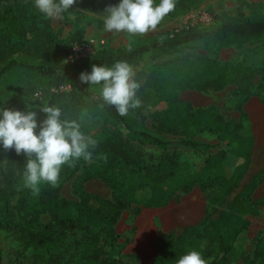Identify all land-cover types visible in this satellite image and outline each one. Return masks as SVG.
Masks as SVG:
<instances>
[{"label": "trees", "instance_id": "trees-1", "mask_svg": "<svg viewBox=\"0 0 264 264\" xmlns=\"http://www.w3.org/2000/svg\"><path fill=\"white\" fill-rule=\"evenodd\" d=\"M120 0H92L95 7L116 6ZM160 0H155L159 4ZM195 0H177V14L189 9ZM250 13L227 12L213 15L217 24L204 28L190 24L170 35L156 33L134 37L131 44L117 49L102 48L78 62H65L70 44L76 40L80 29L66 41L51 38V19L36 16L28 7L17 12L7 4H0V109L37 113L38 124L46 118L42 105L57 106L62 110L61 119L75 120L81 131L97 142L92 152V166L84 171L75 183L78 201H67L56 193L61 182L73 176L85 162L83 158L75 166L63 165L58 186L39 185V195L20 183L25 168L19 169L10 187L7 200L0 212V224L19 227L35 240L33 260L53 262L61 254L65 240L71 238L72 250L59 264H141L138 256L119 253L107 258L104 243H112L116 236L114 225L121 208L142 202L147 207L166 206L179 190H187L192 184L201 191L216 190L207 197V207L226 201V206L215 217L205 216L198 223L186 227L176 236L164 234L150 264H176V260L190 250L200 251L208 264H234L229 253L228 241L246 232L249 220L244 212L253 203L243 200L239 194L226 200L248 167L253 136L245 113L239 121L226 120L214 106L191 109L167 105L159 119L171 132L179 135L169 138L146 126L130 115L120 116L114 106L105 105L99 85L80 81L82 72H91L92 66H112L117 61L137 65L145 58L156 59L162 55L191 48L214 49L231 44L254 43L242 61L236 65L219 63L209 58H179L168 61L152 75L153 89L160 94H174L178 89H210L219 91L229 84L236 90L231 103L240 108L247 99L251 78L264 71V12L255 10L263 2L248 3ZM26 76L38 77L45 82L41 87L34 83L21 85ZM68 86V90L61 89ZM22 99L21 103L15 105ZM264 104V93L261 96ZM90 113L100 120L95 129H88L80 116ZM186 126L215 133L224 141L227 149L221 156H202L199 161H187L172 152L155 159L152 150L141 154L130 144H147L159 149L180 148L186 152L208 151L213 145L191 136L183 135ZM12 151H15L12 149ZM6 156L0 145V159ZM100 177L116 191L114 202L90 195L84 189L85 181ZM264 177V167L249 184ZM93 198L96 205L89 203ZM24 213L34 216L50 213L52 222L26 227ZM36 232V233H35ZM230 239V240H229ZM28 243V242H26ZM221 253L220 259L214 257ZM213 257V258H211ZM2 252L0 249V264ZM258 264H264V247L260 250Z\"/></svg>", "mask_w": 264, "mask_h": 264}, {"label": "rangeland", "instance_id": "rangeland-1", "mask_svg": "<svg viewBox=\"0 0 264 264\" xmlns=\"http://www.w3.org/2000/svg\"><path fill=\"white\" fill-rule=\"evenodd\" d=\"M263 1L195 0L189 9L177 14L167 15L155 31H150L143 36H136L145 37L156 33L170 35L172 32L190 24L204 28L212 27L217 24L213 19V15L227 12L249 14L250 7L248 3ZM0 4H7L14 10V13L20 7H28L32 12L36 13V16L44 20L47 19L34 6V0H0ZM108 7V5H101L99 8L95 7L92 0H76L73 7L63 13L60 18L52 19L51 38L66 41L74 31L80 29L82 32L77 33V37L81 38V40L93 39L96 42V49H117L120 46L131 44L136 36H129L127 33L104 31L103 20ZM255 12L263 13L264 6L257 8ZM83 27L86 28V32H84ZM253 47H255L254 43L246 42L214 49L191 48L162 55L156 59L145 58L137 65H132L136 73L135 79L140 84L137 95L142 100V106L130 110L128 115L142 121L146 126L163 136L169 138L179 136L163 126L159 120L162 117V111L167 108V105H177L191 109L214 106L224 119L233 121H239L241 114H246L247 119L243 121V124L248 123L247 125H249L253 136L251 156L241 182L230 191L226 200L228 201L236 194H239L243 200L250 204L253 203L254 207L243 214L249 220L246 232L238 235L233 241H228V245H230L229 253L235 262L234 264H258L260 250L264 247V177L256 179L252 188H248L249 184L264 167V104L261 102V96L264 93V71L255 74L251 78L247 99L242 102L240 108L231 103L236 90L235 84H229L219 91L181 88L172 95L168 93L160 94L153 89L152 75L158 69H162L168 61L179 58H209L222 64L236 65L242 61L247 52ZM44 82V79L26 76L21 85L25 86L28 83H34L37 87H41ZM63 89L68 90L69 88ZM21 101L22 99L19 100L15 107ZM80 121L88 129H95L100 124V120L96 116L87 112L80 116ZM38 131L39 128L37 129ZM84 134L86 137H90L88 134ZM183 135L203 140L213 146L202 154L196 151L186 152L180 148L159 149L133 141L130 144L141 154H144L147 150H152L155 159L175 152L182 155V158L187 161H199L202 156L217 158L227 149L225 142L212 132L186 126L183 130ZM96 148L97 142L95 147H90L89 151L93 152ZM4 152L6 156L0 159V209L8 198L12 181L14 182L16 179L15 173L19 169L26 167L28 159L23 153L18 155L15 151L5 149ZM91 166L92 159L85 160L83 166L73 176L59 184L56 190L57 195L67 201H78V196L74 192L75 183L83 176L84 171ZM19 181L25 185L23 178ZM84 189L90 195H97L111 202L115 201L116 191L100 177L85 181ZM215 190L216 188L201 191L196 185L192 184L187 190L177 191L176 196L163 207H147L139 201L124 206L121 208L114 225L115 240L112 243H104L105 256L107 258H115L119 253L133 254L139 257L141 264H150L159 240L164 234L176 236L186 227L201 221L205 216L215 217L218 212L225 208L226 201L207 207V197ZM89 203L96 205L93 198L89 199ZM23 216L28 221L26 227L35 228L38 225L52 222L50 213L36 216L24 213ZM0 217L1 219L4 218L3 211L2 213L0 212ZM31 243H35V240L28 235L27 231L21 232L19 227L0 224L1 264H59L68 252L72 250L73 246L71 238H67L63 245L62 254L55 261L41 263L39 258L36 261L33 260V256H36V251ZM221 256L222 254L219 253L214 259L218 260Z\"/></svg>", "mask_w": 264, "mask_h": 264}, {"label": "clouds", "instance_id": "clouds-1", "mask_svg": "<svg viewBox=\"0 0 264 264\" xmlns=\"http://www.w3.org/2000/svg\"><path fill=\"white\" fill-rule=\"evenodd\" d=\"M75 3L76 0H34V6L51 19L60 18ZM176 3L177 0H160L159 4L155 0H120L118 5L106 9L104 31L143 36L155 31L174 11ZM135 75L131 64L117 61L112 66L93 65L90 73L82 72L79 78L81 83L100 86L101 108L114 106L120 116H127L130 110L142 106ZM40 110L46 118L38 124L35 111L0 109V145L27 156L23 179L34 195H39L41 183L58 186L63 165L75 166L81 158L91 160L89 149L96 145L95 140L81 131L80 123L61 119V108L44 105ZM176 264L208 262L200 251L190 250Z\"/></svg>", "mask_w": 264, "mask_h": 264}, {"label": "built area", "instance_id": "built-area-1", "mask_svg": "<svg viewBox=\"0 0 264 264\" xmlns=\"http://www.w3.org/2000/svg\"><path fill=\"white\" fill-rule=\"evenodd\" d=\"M96 42L93 39L76 40L70 44L65 62H78L99 49L95 48ZM68 88L62 86L61 89Z\"/></svg>", "mask_w": 264, "mask_h": 264}, {"label": "crops", "instance_id": "crops-1", "mask_svg": "<svg viewBox=\"0 0 264 264\" xmlns=\"http://www.w3.org/2000/svg\"><path fill=\"white\" fill-rule=\"evenodd\" d=\"M51 26H52V19H51ZM83 30H85L84 32H86V28L85 27H83Z\"/></svg>", "mask_w": 264, "mask_h": 264}]
</instances>
